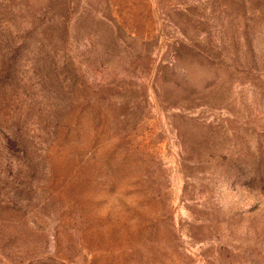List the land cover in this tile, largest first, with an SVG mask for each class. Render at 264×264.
Listing matches in <instances>:
<instances>
[{"label": "rangeland", "instance_id": "rangeland-1", "mask_svg": "<svg viewBox=\"0 0 264 264\" xmlns=\"http://www.w3.org/2000/svg\"><path fill=\"white\" fill-rule=\"evenodd\" d=\"M0 264H264V0H0Z\"/></svg>", "mask_w": 264, "mask_h": 264}]
</instances>
